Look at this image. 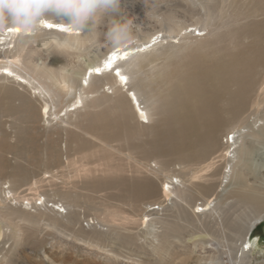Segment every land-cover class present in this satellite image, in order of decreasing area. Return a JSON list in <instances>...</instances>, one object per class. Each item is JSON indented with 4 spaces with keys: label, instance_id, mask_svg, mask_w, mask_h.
<instances>
[{
    "label": "rangeland",
    "instance_id": "rangeland-1",
    "mask_svg": "<svg viewBox=\"0 0 264 264\" xmlns=\"http://www.w3.org/2000/svg\"><path fill=\"white\" fill-rule=\"evenodd\" d=\"M121 12L140 27L135 43L152 34L153 39L165 36L163 44L153 51L166 54L154 63L165 59L171 66L166 75L151 82L152 91L139 94L140 105L149 108L146 119L137 113L126 123L122 117L117 100L132 97L124 83L109 89L104 84L89 89L84 86L82 104L78 101L76 110L66 112L81 91L85 68L101 59L108 47L85 48L72 38L60 36L71 46L55 53L52 37L57 34L48 31L47 25H43L47 32L42 27L35 35L15 34L10 39L14 45L26 42L20 59L26 51L31 52L33 64L45 74L44 68L63 73L71 70L76 84L68 93L54 78L33 75L49 92L44 99H34V90L25 82L18 85L0 78V98L9 99L1 108L7 111H0V264H264V216L249 233L259 244L252 252L244 244L245 252H240L248 222L258 210L236 201L233 176L229 180L221 177L228 169L223 160L211 159L213 155L209 159L203 145L161 151L149 144L162 125L159 107L173 104L174 96L168 95L180 85V78L191 82L197 63L217 66L225 59L220 49L236 50L246 45L250 39L234 35L240 25H255L264 32V0H121ZM172 39L175 43L169 46L171 42L166 41ZM259 43L264 47V34ZM1 47L0 74L6 72L3 67L10 66L9 62L21 65L11 58L13 52L3 53ZM256 69L262 80L264 66ZM222 76L216 72L206 81L212 83ZM152 93L154 101L150 100ZM30 101L39 111L36 119L27 113ZM73 121H80V125L67 126ZM109 121L118 127L105 130L104 137L90 131L94 122ZM257 146L254 161H264V143ZM207 163L212 168L222 166L216 181L188 179L198 185L194 189L186 188L187 183L180 185L184 200L179 202L169 193L166 199L162 195L148 198L128 190L133 181H139V171L147 168L154 172L160 188L166 189L168 176L174 181L177 175L183 183L185 169L200 170V175ZM254 165L257 173L258 166ZM149 199L154 210H136V206L147 208ZM205 199L211 200L210 205L218 202L217 210L201 211ZM75 214L78 221L74 224L70 217Z\"/></svg>",
    "mask_w": 264,
    "mask_h": 264
},
{
    "label": "bare ground",
    "instance_id": "bare-ground-1",
    "mask_svg": "<svg viewBox=\"0 0 264 264\" xmlns=\"http://www.w3.org/2000/svg\"><path fill=\"white\" fill-rule=\"evenodd\" d=\"M204 21L206 20L204 19ZM44 25H47V27L51 25L48 31L57 34V36L52 37L54 44H56L55 38L62 36L61 38H72L78 42V45H82L85 48L92 46L87 43V36L75 35L71 30V34L67 33V31H62V33H60V31L58 32L56 28L69 30L62 24L46 23ZM201 25L200 28L205 30L206 27L204 23H201ZM200 28H198V32ZM43 29V31L47 32L44 26ZM98 31L101 33L99 40L103 41V33L107 31L105 25L101 24ZM238 34L243 38L250 39L249 42L243 47L236 48V50L227 49L223 51L220 49V53L224 55L223 57L225 59L218 63L217 66L215 64L210 66L204 62L197 63L194 69L195 77L191 82L186 78H180L181 80L178 81L180 85L178 84L177 87L173 89L174 92L168 95L171 96V98L174 96V101H172L173 104L168 107H159L160 123L162 125L160 124L161 126L158 127V131L154 133L149 144L155 150L161 151H166L167 148L181 151L184 149V146L188 144L203 145L206 147L205 154L207 156L209 155V159L213 155L211 159L219 157L223 160L224 168L228 169L222 171L221 177L229 180L231 176H233L235 183L233 191L234 194H236V201L242 203L251 210H258V212L250 218L251 220L248 222L247 232L241 243L242 247L240 252L244 254L246 247L252 252L256 248L257 242L259 244L258 239L251 238L249 233L264 216V170L263 172L261 171V169L264 168V161L263 159L254 161V157L256 156L255 149L258 148L257 145L264 143V78L261 80L256 72V68L264 66V47L259 43L263 38L264 32L256 28L255 25L250 26V24L247 23L244 26L240 25L239 28H236L234 35L236 36ZM13 35L17 36L20 34L17 33L15 29L0 30L1 51L7 54L13 52L14 55H12L11 58L19 60L21 65L9 62L10 66L3 67L6 72H2L0 78L18 85H22V82H25L34 90V99L39 97L44 99L49 94L47 87L40 84L35 76L39 78L46 77L47 79L54 78L58 83L62 84V88L65 92L69 93L76 82V77L74 78L72 74L73 71L69 70L71 73H63L56 68H53V70L44 68L47 72L45 74L37 64H33L34 60L31 59L29 55L31 52L26 51L25 55H23V59H20L26 42H19L14 45L10 40ZM20 36L25 37V35ZM158 36H155L153 39L152 37H154V35L152 34L144 42L134 43L132 46L126 48L112 49L108 47L106 52L100 57L101 59L90 63V65L85 68L80 83L81 91H78L76 101L73 100L70 105L72 109L66 112L76 110V103L78 101L82 104L83 94H86L84 86L89 89L93 85V87H97L104 84L107 85L109 89L112 87L116 88L115 85H117V83L120 86L124 83V86H127L126 91H130L132 97L128 95L127 97L121 96L117 100V104L121 109L122 117L125 119L126 123L129 122V118L132 120L137 113H139V117L145 119L149 118L150 112L148 111V105H140L139 94L145 91H152L153 88L152 86L150 87L151 82L163 77L161 75L165 74L166 70L171 66V63H168L165 59L162 63H154L158 58H161L164 53L166 54V52L159 54L153 51L156 45L163 44L165 40L164 35ZM167 37L176 38L174 36ZM236 39L237 38L233 37V40ZM59 40L61 39L59 38ZM166 42H171L169 46H172L175 40L172 39V41ZM255 42H258V44H255ZM70 46L71 45L67 43L66 47ZM4 58H7V56H4ZM80 69L81 68H79V70ZM21 71L24 73H21ZM74 72L79 71L77 70ZM216 72L222 73L223 76L218 77L212 83H210L209 80L206 81L208 76ZM8 75L19 79L17 81L12 80ZM74 75L77 76V73H74ZM121 76L126 77L127 80H121ZM147 88H149V90ZM152 95L150 100L154 101L155 94L152 93ZM195 96L200 98L194 99ZM30 99H32V97H30ZM8 100L7 97L0 98V111H7V109L1 108L5 107ZM153 101L150 104H153ZM33 103V101H30V103H28L29 105L26 106V110L30 118L36 119L39 115V111L38 109H34L36 107H34ZM44 105L46 107L47 104ZM43 113H45V109ZM95 115H97V113ZM79 123L80 121H73L67 123V126L78 127L80 125ZM138 124L140 126L143 125L140 121H138ZM112 127L117 128L118 124L115 125L111 121L105 123L94 122L90 125V131L97 134L98 136L96 137L100 138L103 136L105 130ZM64 130H66V128H64ZM222 136H225V142L222 141ZM253 162L256 164V166L254 165L255 167L258 166L257 173L253 171ZM144 166L146 167V165ZM221 167L220 165L212 168V164L207 163L203 168L205 171H202L200 175L198 174L200 170L197 171L187 168L183 171L184 177L182 178L184 182L179 183L180 181L177 175H174V181L172 180L173 176H168L169 181L165 182L166 189L163 188V186L160 188L157 182L158 180L152 175L154 172H150L151 168H147L144 172L139 171L141 172L140 175H137L139 181H137V179L133 181L129 185L128 190L131 192L139 191L140 195H147L148 198L162 195L166 199L169 193L176 198L175 201L178 199L184 200V197H182L184 188H179L180 185L187 183L185 184L186 188L191 187L194 189L198 184H191L192 180H188L190 178L199 179L206 183H214ZM8 192H11V190H8ZM43 201L46 202V200ZM148 203L147 208L143 209L141 206H136V210L142 213H148L154 210L153 201L149 199ZM210 204L211 200L205 199L203 203L200 204L202 206L201 211L208 209L216 211L218 202L213 205ZM221 219L222 218H220V220ZM77 221L78 216L76 214L70 217V222L75 224ZM95 222L98 223L96 219ZM242 226L243 224L239 225L238 229H241ZM155 236H157V232ZM159 236L163 238V236ZM244 244H246L245 248H243ZM262 247L264 248V246Z\"/></svg>",
    "mask_w": 264,
    "mask_h": 264
},
{
    "label": "clouds",
    "instance_id": "clouds-1",
    "mask_svg": "<svg viewBox=\"0 0 264 264\" xmlns=\"http://www.w3.org/2000/svg\"><path fill=\"white\" fill-rule=\"evenodd\" d=\"M46 23L62 24L73 34L87 36L88 44L112 49L132 46L140 30L133 18L122 14L121 0H0V30L35 35ZM101 24L107 29L103 41L99 40ZM55 39V53L60 54L67 42Z\"/></svg>",
    "mask_w": 264,
    "mask_h": 264
},
{
    "label": "snow or ice",
    "instance_id": "snow-or-ice-1",
    "mask_svg": "<svg viewBox=\"0 0 264 264\" xmlns=\"http://www.w3.org/2000/svg\"><path fill=\"white\" fill-rule=\"evenodd\" d=\"M50 27H51V25H50ZM117 74H119V73H117ZM121 80H124V81H126V80H127V78H126V77H124V76H121Z\"/></svg>",
    "mask_w": 264,
    "mask_h": 264
}]
</instances>
